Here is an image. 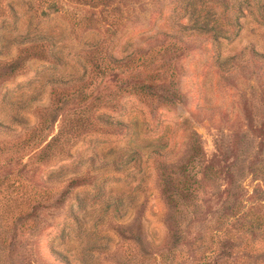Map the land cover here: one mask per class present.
<instances>
[{"label":"rangeland","instance_id":"rangeland-1","mask_svg":"<svg viewBox=\"0 0 264 264\" xmlns=\"http://www.w3.org/2000/svg\"><path fill=\"white\" fill-rule=\"evenodd\" d=\"M0 123V264H264V0H0Z\"/></svg>","mask_w":264,"mask_h":264},{"label":"trees","instance_id":"trees-1","mask_svg":"<svg viewBox=\"0 0 264 264\" xmlns=\"http://www.w3.org/2000/svg\"><path fill=\"white\" fill-rule=\"evenodd\" d=\"M8 4L9 3H6V7H9L10 14H13L11 11L12 8ZM174 25L175 27L179 28L181 31L180 33H183V30L187 29L186 25L182 22H175ZM197 30L200 32L211 33L214 41L219 40L216 30H205L201 26H199ZM104 57L109 59L110 62L115 61L117 63L119 61L124 62L127 60L114 59L110 54L103 56V58ZM24 59V57L20 58L18 56L17 60L14 59V62H12L9 68L12 71L16 70L18 63H22V60ZM139 88L140 90L146 92L147 89L152 90L153 86L151 84L143 83ZM175 96H177L175 93L168 95L167 100L173 104V100L176 98ZM117 124L121 125L122 123ZM0 126H3V124L0 123ZM186 137L188 144V155L185 162H174L171 160V158L163 155L160 151H152L155 154L152 158L159 166V183L163 186V192L166 195V204L169 211H171L173 208L179 207V199L191 195L195 185L200 181V179L207 177L208 173L210 174L214 169L210 163L206 164L205 162L204 151L198 133L194 129H191L188 131ZM137 157L140 156L137 155ZM52 253L59 262L69 264L66 256L57 249H53Z\"/></svg>","mask_w":264,"mask_h":264}]
</instances>
